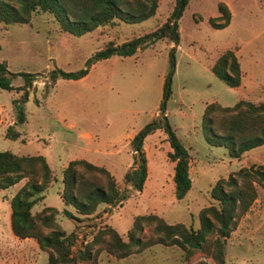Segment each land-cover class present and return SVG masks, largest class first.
I'll list each match as a JSON object with an SVG mask.
<instances>
[{
  "label": "rangeland",
  "instance_id": "obj_1",
  "mask_svg": "<svg viewBox=\"0 0 264 264\" xmlns=\"http://www.w3.org/2000/svg\"><path fill=\"white\" fill-rule=\"evenodd\" d=\"M219 1H224L230 10V20L223 27H216L210 21V17L220 14ZM173 5L174 0H158L154 15L145 20L132 23L118 20L81 35L62 30L51 13L41 10L34 12L29 22L0 21V60L5 61L11 71L33 73L24 101V89L19 88L24 83L21 75H11L13 89H0V150L40 153L46 157L55 179L43 191L44 198L32 209L36 211L44 205L59 208V223L66 231L75 229L78 234L73 251L83 247L91 232L106 223L127 238L126 232L136 214L153 212L168 222L183 221L198 226V211L214 201L210 189L219 177H227L243 166H264V145L231 157L224 146L210 145L201 128L208 102L231 105L240 98L254 102L264 100V0H189L179 19L178 44L159 38L133 54H115L97 60L83 77L51 80L50 72L54 68L78 70L85 66L88 56L109 41L120 43L154 30L167 19ZM221 21L215 19L216 23ZM172 45L176 46L175 70L166 113L176 135L191 154L190 192L181 199L174 196L171 160L167 157L169 142L160 128L145 138L150 171L145 187L133 191L120 205L102 203L93 214H77L72 205L63 202L59 193L61 170L70 158L84 154L92 162L105 163L120 189L125 186V169L131 165L117 157L84 150L83 138L71 136L61 126L62 118L74 122L71 129L76 132L98 133L102 144L125 143V134L141 128L159 113ZM227 48L234 50L240 62L241 82L237 86L228 85L211 69ZM14 99L23 104L26 118L22 123L15 122ZM9 125L20 132L19 137L5 136ZM26 179H20L17 186ZM255 185L257 197L226 238L225 264H264V184ZM17 186L0 188V264H49L46 250L39 248L34 237L15 242L7 230L9 200L20 187L16 189ZM63 208L80 218L68 217ZM144 232L150 234L146 226ZM184 253L176 244L156 243L120 260L102 248L97 253V264H185ZM191 257L194 261L199 258L212 261L199 251ZM78 264L88 262L79 260Z\"/></svg>",
  "mask_w": 264,
  "mask_h": 264
},
{
  "label": "trees",
  "instance_id": "obj_2",
  "mask_svg": "<svg viewBox=\"0 0 264 264\" xmlns=\"http://www.w3.org/2000/svg\"><path fill=\"white\" fill-rule=\"evenodd\" d=\"M189 0H174L167 19L154 30L124 40L120 43L109 41L85 59V66L78 70L54 68L50 78H80L86 75L93 63L112 55H130L140 47L159 38H168L174 44L180 41L179 19ZM158 0H0V21L6 23L29 22L37 11L53 15L64 31L81 35L99 25L123 22H140L154 15ZM220 14L210 17L216 27L226 26L230 20V10L224 1L218 2ZM222 21L216 23L215 19ZM169 54V69L162 86L159 113L139 128L129 144L133 152L131 166L125 170V186L118 188L110 170L84 158H74L62 168V188L60 196L65 204L75 208L77 214L90 215L100 204L120 205L133 191L143 188L147 177V154L145 138L156 129H163L171 149L167 157L175 161L173 192L176 199L183 198L192 185L189 172L191 154L176 135L166 113V100L171 94V80L175 70L176 46ZM212 71L230 86L241 82V66L234 50L225 49L211 65ZM23 77L24 97L27 86L32 82L30 71H11L7 63L0 60V89H13L11 75ZM16 123L25 121V110L18 99ZM201 128L210 145L224 146L231 157H239L244 151L264 144V100L254 102L240 98L234 104L223 105L217 101L206 103L202 114ZM20 132L9 125L5 136L19 137ZM26 177L25 182L10 197V224L12 231L21 238L34 237L41 249L46 250L49 264H78L86 260L97 264V253L104 248L116 257L140 252L156 243L176 244L184 250L185 264H225V243L235 229L240 217L248 210L257 197L255 183L264 184V166L251 165L231 172L227 177H219L210 189L214 201L202 206L198 211L199 225L183 221L168 222L157 213L136 214L124 238L112 225H101L92 236L83 242V247L73 251L77 231L66 229L59 223V208L44 205L33 211V206L44 198L43 191L55 179L54 172L43 154H18L11 150H0V188H6ZM106 208V207H105ZM62 211L68 217L78 219L79 215L68 208ZM150 234H145L144 227ZM87 237V235L85 236ZM199 251L206 258L192 260V254Z\"/></svg>",
  "mask_w": 264,
  "mask_h": 264
},
{
  "label": "crops",
  "instance_id": "obj_3",
  "mask_svg": "<svg viewBox=\"0 0 264 264\" xmlns=\"http://www.w3.org/2000/svg\"><path fill=\"white\" fill-rule=\"evenodd\" d=\"M61 126H63L64 128H66L69 131V133L71 134V136L79 135V136H81L83 138V141H85V148H84V150H92L95 153H102V154H105V155H108V156L117 157L118 159H120L122 161V163L125 162V163H128V165H131L132 160H133V152L130 149V147H128V146H129V141H130L131 137L135 134V132L138 129H134V130L130 131L129 133L125 134V136H127V141L125 143L122 142V141H120V142H117L116 144H112V145H107L106 144L105 145V144H102L100 142V140L98 139V133H91V132H87L85 130H81L79 132H76L75 130H72L71 128H73L74 122H72L70 120L66 121L65 119L62 118ZM166 144L168 145V143H166ZM262 145H264V144H262ZM262 145H260V146H262ZM254 148H256V147H254ZM170 149H171V146L169 144V148H167V151L170 150ZM251 149H253V148H251ZM251 149H249V150H251ZM145 150H146V148H145ZM22 154H31V153H22ZM33 154H36V153H33ZM74 158H84V159H87V160L91 161L90 160L91 158H89L88 156H86L84 154H79L78 156H76ZM74 158H70L69 160L74 159ZM96 164H98V163H96ZM103 164L106 165L105 163H103ZM174 164H175V161L171 160L170 161V169H171L170 179L172 178V175H173V172H174ZM189 172H190V169H189ZM149 177H150V171H149V167H148V173H147L146 180L144 182V187H145V185H146L147 180L149 179ZM20 185L17 186V182L14 183V184H12V186H17L16 189ZM173 186H174V182H173ZM8 187H6V188H8ZM171 187H172V183H171ZM6 188H4V189H6ZM190 190H191V188L189 189L188 193L190 192ZM9 217H10V214L8 212V222H7V225L8 226H7V230L9 232L11 238L13 240H15V242H16L17 240H20L21 237H18L12 231L11 224H10V218ZM25 238H27V237H25ZM138 253L139 252L131 253L129 255L120 257L119 259L120 260H125L126 258H128V256H130L132 254H138Z\"/></svg>",
  "mask_w": 264,
  "mask_h": 264
}]
</instances>
